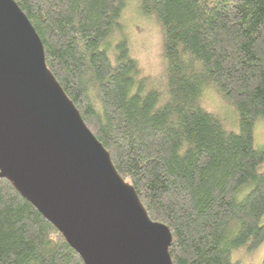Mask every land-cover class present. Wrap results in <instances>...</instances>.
I'll use <instances>...</instances> for the list:
<instances>
[{
    "label": "trees",
    "instance_id": "1",
    "mask_svg": "<svg viewBox=\"0 0 264 264\" xmlns=\"http://www.w3.org/2000/svg\"><path fill=\"white\" fill-rule=\"evenodd\" d=\"M45 62L148 216L171 232L173 264H236L264 240V0H137L161 32L158 82L137 74L126 0H15ZM210 87L237 130L209 110ZM243 185L244 195L235 199ZM0 264H84L62 234L0 177ZM261 264H264V254Z\"/></svg>",
    "mask_w": 264,
    "mask_h": 264
},
{
    "label": "water",
    "instance_id": "2",
    "mask_svg": "<svg viewBox=\"0 0 264 264\" xmlns=\"http://www.w3.org/2000/svg\"><path fill=\"white\" fill-rule=\"evenodd\" d=\"M0 177L84 264H173L169 228L148 216L117 172L15 0H0Z\"/></svg>",
    "mask_w": 264,
    "mask_h": 264
},
{
    "label": "rangeland",
    "instance_id": "3",
    "mask_svg": "<svg viewBox=\"0 0 264 264\" xmlns=\"http://www.w3.org/2000/svg\"><path fill=\"white\" fill-rule=\"evenodd\" d=\"M122 21L127 35L129 53L135 60L137 74L151 81L158 82L163 70V61L160 54L161 32L157 22L151 16L139 13L137 0H126L122 11ZM202 100L209 110H218L225 118L226 127L237 130V115L231 106L217 96L215 91L207 87L202 92ZM254 145L264 144V119L258 117L253 126ZM257 172L264 171V161L259 163ZM247 190L243 185L235 193L239 200ZM264 220V214L261 218ZM264 254V240L254 249H249V241L231 249L230 260L236 264H261Z\"/></svg>",
    "mask_w": 264,
    "mask_h": 264
}]
</instances>
